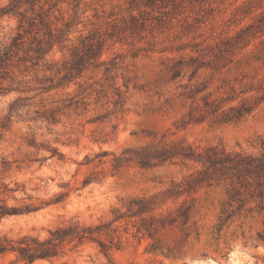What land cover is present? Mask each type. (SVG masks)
Returning a JSON list of instances; mask_svg holds the SVG:
<instances>
[{
  "label": "rangeland",
  "instance_id": "rangeland-1",
  "mask_svg": "<svg viewBox=\"0 0 264 264\" xmlns=\"http://www.w3.org/2000/svg\"><path fill=\"white\" fill-rule=\"evenodd\" d=\"M4 47L5 243L77 225L32 264H264L255 181L208 159L264 152V0H0Z\"/></svg>",
  "mask_w": 264,
  "mask_h": 264
},
{
  "label": "trees",
  "instance_id": "trees-1",
  "mask_svg": "<svg viewBox=\"0 0 264 264\" xmlns=\"http://www.w3.org/2000/svg\"><path fill=\"white\" fill-rule=\"evenodd\" d=\"M22 35L17 34L13 39V43L21 39ZM22 42L13 44L17 46ZM11 48L4 47L0 49V80L4 72L7 69L8 62L11 61L13 55L11 54ZM12 109L13 106H10ZM209 162L211 164H221L230 166L235 170L238 177L246 176L252 177L255 181L256 186V197L259 199V208L264 211V152L259 156L245 155L243 153H221L219 156L211 157L209 156ZM255 191L252 193L254 194ZM251 194V195H252ZM10 214V212H5L0 208V216ZM91 227H86L84 229H79L77 225H69L62 229L56 230L51 233L50 237L46 240L39 241L33 239L32 244L28 243L29 238H22L18 242V246L14 247L13 244L8 245V243L0 238V254L12 250L17 251L20 258L26 261L28 264H32L33 261L37 259H49L56 254L55 248L57 244L63 242L66 239H77L82 241L87 236L92 235ZM88 233V234H87ZM101 248L106 252V246L101 243Z\"/></svg>",
  "mask_w": 264,
  "mask_h": 264
}]
</instances>
